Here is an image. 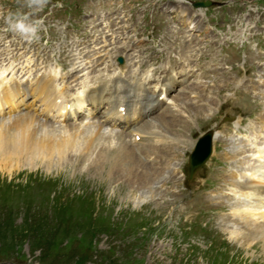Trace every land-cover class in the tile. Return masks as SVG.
I'll use <instances>...</instances> for the list:
<instances>
[{"label":"rangeland","instance_id":"rangeland-1","mask_svg":"<svg viewBox=\"0 0 264 264\" xmlns=\"http://www.w3.org/2000/svg\"><path fill=\"white\" fill-rule=\"evenodd\" d=\"M7 1L4 20L12 3ZM87 1L62 0V9L76 17L74 8ZM240 1L224 3L232 9L238 3L240 10ZM258 3L264 6V0ZM17 18L26 17L14 16L12 23ZM24 160L0 170V264H260L246 251L207 249L199 237L185 235L189 221L198 219L174 207L159 211L162 202H142L129 187L135 184L113 186L80 165L72 170L71 163L57 175L53 166ZM218 255L223 259H213Z\"/></svg>","mask_w":264,"mask_h":264},{"label":"bare ground","instance_id":"bare-ground-1","mask_svg":"<svg viewBox=\"0 0 264 264\" xmlns=\"http://www.w3.org/2000/svg\"><path fill=\"white\" fill-rule=\"evenodd\" d=\"M14 90V86L6 85L5 89L0 91V95H2L0 102L10 104L15 94ZM32 96L34 99L37 98L38 100H42V98L37 94H32ZM206 104H209L208 100ZM204 105L205 101L201 104L189 103L187 108H194L196 109L195 112H201L202 110L205 111ZM54 109L56 110V107H54ZM179 117L180 116L177 113H174L173 115H168L166 118H169L171 122L175 123L180 121ZM169 120L166 121L167 129L170 125ZM237 122H239V120H237ZM31 123L32 119L28 116L12 119L9 122H5L4 120L0 119V170H5L7 167L13 168L19 163H22L23 165L25 162L24 159L30 158L34 165L39 166L38 168H51L53 166L57 168L56 174L61 175L62 173L59 171V167L69 168L68 164H63L61 160L68 157V159L71 161L70 167L72 170H75L76 167L80 165V169L86 171L87 174H91L93 179L94 176L98 177L97 174L99 173L103 176L101 179H103L104 183H112L113 186H120L121 184L124 186L135 184V188H137L139 184H146L149 181L148 177L156 173L155 169H152L151 174L149 172H137L135 170L137 164L134 160L131 161V159H127L125 162L119 163L117 158H115L116 152L113 150H107L105 153H101L103 151L98 152L97 154H101L96 157V161L88 162L84 154L86 156L89 155L88 151L91 150L93 140L90 136H79L70 129H64L55 133L49 129H44L42 127L43 125L41 124L37 125V127H33ZM161 135L162 134L158 132H154L152 140L149 139L148 134L141 137L140 141L137 142V145H139L141 148L139 154H141L142 150L149 145L150 153H153L154 148L156 147L155 144H158L159 147L165 151L166 149H172V147L166 142L167 140L162 138ZM222 136L223 135L221 132L215 133L214 140L220 141ZM162 139H164L165 143L163 146L159 143V140ZM148 140L150 141L148 142ZM221 142L223 144L227 143V141L224 140H221ZM81 147H83V150ZM77 148H80V151L84 153L82 154L81 152H78L77 155L82 154L81 156H83L84 159H81L79 156L69 155L70 152L75 151ZM97 150H99V148ZM245 151H248L250 156L256 157L257 161L264 159V146H247L246 148L242 149H237V147L234 146L230 152V155L235 157L236 155ZM155 154L159 155L160 152L155 151ZM166 154L167 156L172 157L171 154L167 153V151ZM228 163L233 165V162ZM246 164L249 163L246 161ZM164 165L166 166L167 164L165 163ZM262 169L263 172L261 175L264 177V166H262ZM252 173V178L259 179L255 174V170H252ZM234 176V173L229 174V177ZM233 184L240 190V193L236 195L235 202L229 205L232 213L225 217V222L234 223L241 221L242 226L246 229V231L249 230V232H246V234H240V230L238 231L234 227H231L229 230V238H234L239 244H242L243 246L249 245L254 240L259 238V233L263 234V227H261L260 224H256V217H261V219H264V210L258 212L256 209V203L247 204L244 198H248V195L252 193H264V185L258 188H253V192H251L246 190L248 186H242L241 184L235 182H233ZM240 195L244 198H240ZM215 206L218 208L222 207V205L219 204H215ZM220 218L223 219L222 216H220ZM260 242H262L264 246V239H261ZM213 248L214 247H209L207 249ZM213 259L222 260L223 256H213Z\"/></svg>","mask_w":264,"mask_h":264},{"label":"clouds","instance_id":"clouds-1","mask_svg":"<svg viewBox=\"0 0 264 264\" xmlns=\"http://www.w3.org/2000/svg\"><path fill=\"white\" fill-rule=\"evenodd\" d=\"M46 3V0H30L29 6L32 4L37 5H44ZM17 12L13 13L10 12L8 16L6 17V23L9 25L10 29L16 32H19L20 34H32L33 36L37 33V26L36 24H26L23 19L17 18L14 23H12V18L14 16H17ZM40 23V22H38Z\"/></svg>","mask_w":264,"mask_h":264}]
</instances>
